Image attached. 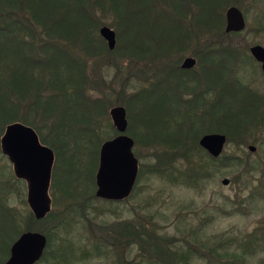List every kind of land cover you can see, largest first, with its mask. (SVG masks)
Here are the masks:
<instances>
[{
  "label": "trees",
  "instance_id": "16d2710c",
  "mask_svg": "<svg viewBox=\"0 0 264 264\" xmlns=\"http://www.w3.org/2000/svg\"><path fill=\"white\" fill-rule=\"evenodd\" d=\"M231 2L0 0V130L13 123L31 127L41 143L54 149L55 162L62 163V168L63 162L69 163L81 150L73 145L74 142L86 146L90 141L85 139L91 140L87 165L90 164V182L93 183L100 145L118 132L113 126L110 128L108 120H103L105 117L107 119V109L112 104L111 95L103 93L93 99L92 93L100 94L109 89L101 75L104 69L108 66L115 68V76H119L125 63L127 67L121 86L130 85L132 80L143 79L146 82H142V88L135 89L136 92L122 105L130 114L131 106L136 109V115L140 116L143 141L154 148H161L162 153L159 155L166 161L165 167L158 162L149 172L167 177V181L172 184L194 187L200 179L209 175L210 164L216 165L220 158L212 159L199 146V139L203 135L214 132L222 134L227 142L240 146L264 125V111L254 113L249 108H261L264 98L253 100L251 90L236 77L230 76L232 67L241 63L237 59V52L214 46L210 41L216 34L224 37L223 11ZM192 10L204 13L195 16L189 13ZM106 25L116 35V46L112 51L98 36L100 27ZM202 39L206 41L205 45H194ZM187 50L199 61L202 68L200 74L182 71L169 63V56ZM216 80H219L217 92ZM230 105L240 109H229ZM241 107L249 109L246 111ZM93 114L96 118H91ZM128 117L131 120L132 116ZM71 125L72 129H69ZM111 129L112 137L106 135ZM131 136L138 144L136 136L132 133ZM261 145L264 146V143ZM195 153H201L202 156ZM174 155L187 159L186 162L195 160L194 157L198 155V165L188 162L185 168H175L167 164V159ZM220 162L224 167H233L236 162L241 164L238 159L229 158ZM80 168H76V173H80ZM62 171V185L68 191H76L67 184L71 182L68 179L69 171ZM66 189L63 192L67 195ZM92 197L102 202H120L99 199L95 193ZM3 202L4 198L0 194V241L5 244L8 240L14 242L25 230L19 229L16 217ZM60 216L54 217L49 212L42 220L33 218L35 222L49 218L55 221ZM65 220V217H61L49 233L36 229L47 238L45 252L36 264L48 261L57 228L69 223ZM121 224L125 228V224ZM121 224L117 223V227L113 228L117 234L123 229ZM130 229L131 234L123 240L118 234L115 242L119 244L123 241L128 246H137L139 256L135 264H191L193 259L207 260L209 257H213L214 261L216 258L229 260V264L241 263V259L238 260L234 255H220L221 247L222 251H227L233 246L231 241L238 239H220V242L216 239L213 245L209 240L197 237L192 241L195 246L183 249L142 222L138 223L137 228ZM26 230L34 231L29 226ZM200 230L202 228L192 234L197 236ZM253 238H247L248 243L242 242L246 248H254V245L259 244L260 239ZM58 243L55 246L57 255L53 256L56 264L70 262L66 252H61L68 249L75 256L74 247L68 239L62 238ZM236 243V246L241 244ZM3 247H0V251ZM95 249L98 253L102 252L99 246ZM2 252L0 263L8 257L9 249L3 248ZM89 256L90 252L84 251L77 259L80 261ZM119 261L121 257H118L116 264Z\"/></svg>",
  "mask_w": 264,
  "mask_h": 264
},
{
  "label": "rangeland",
  "instance_id": "374dc122",
  "mask_svg": "<svg viewBox=\"0 0 264 264\" xmlns=\"http://www.w3.org/2000/svg\"><path fill=\"white\" fill-rule=\"evenodd\" d=\"M247 1H240V5L245 6L244 9L247 14L248 26L246 30L238 35L225 34L224 37H221L222 34L221 36L216 34L210 41L213 42L212 45L214 46L227 48L232 53L234 51L237 52V59L241 63L232 67L233 73L230 76L236 77L243 86H247L255 92L257 98L254 97L253 100L257 101V99H261L260 97L264 98V77L256 63L249 58L247 49L253 44H262L260 46L264 47V30H258L260 25L264 26V8L261 13L258 12L259 7H255V10H250ZM231 4H233V1ZM203 40H200V42ZM197 44L198 42H196ZM186 57L196 59L187 50L172 57L169 56V63L179 68L182 60ZM196 61L198 60L196 59ZM198 62L191 70V74L197 75L201 73L202 68ZM126 67L127 65L123 63L119 76H115V68L108 66L107 69H104L101 75L105 78L109 89H106L107 91L103 90L100 94L92 93V98H99L104 93L106 96L111 95V108L113 106H123L122 104L129 100L130 95L136 92L135 89L142 88V82H146L143 79L132 80L130 85L121 86ZM211 97L212 95L208 96L209 99ZM110 107L107 109V119L105 117L103 120H108L111 128L112 125L108 114ZM236 107L234 105L228 106L229 109L233 110ZM257 107L250 106L249 108L254 113L258 110L264 111V106L261 108L260 106L259 108ZM131 108L132 115L125 108L127 127L129 129L126 135L133 139L132 133L139 141L138 144L133 146L134 157L138 161L139 177L136 179L137 181L134 184V190L131 195L126 198L127 200L117 201L118 203L93 199L95 197L92 196L96 191L95 174L98 168V156L92 183V181L90 182V164L89 166L87 165V157L91 153V140L85 139V141H90L87 142L86 146L77 145L75 142L73 144L75 147L81 148V150H78L76 158L72 157L69 163L63 162V168L62 163H55L56 168L54 166L52 169V182L55 172L56 175L53 186L49 189V197L51 199L50 212L54 217H58L60 214L62 216L55 221L53 218H49L41 222H35L26 203L25 185L23 182H18L14 179L9 161L2 156L0 151V194L4 198L3 204L10 207V213L16 217L15 220L19 224V229L27 231L26 229L29 226L34 232H38L36 229H39L49 233L52 232V228L57 225L61 217H65V222H69L68 224H61L57 228L52 247L49 249L50 256L48 261L42 264H56L53 259V256L57 255L55 246L59 244L58 242L62 238L69 240L72 247H74L75 252L73 254L75 256H72V252L68 249L63 250L61 253L66 252L70 262H62L61 264H116L118 257H121L119 264H135L136 257L139 256L137 246L133 244L128 246L123 241L118 244L115 242V238L119 234V237H122L121 239L123 240L128 234H131L132 229L130 228H137L140 222L148 228L153 227L160 236L167 240H172L173 244H176L178 248L182 246L183 249L186 246H195L192 241L197 237L205 238L212 244H215L216 239L219 242L221 241L220 239L223 241L232 238L238 239L231 241L233 246L227 251L226 249L222 251L221 247L220 255H234L239 258L238 260L241 259L240 264H264V146L261 145L264 143V125L260 131L247 138L243 145L226 143L218 163L216 165L210 164L209 175L200 179L194 187H190L172 184L167 181V177L156 173L154 175L152 174L153 172H149V170H153V166H156L158 162L160 166L165 167L166 161L160 157L161 148H154L143 141L140 130V116L136 115L135 108L132 106ZM249 108L246 109L245 107L246 111ZM241 109L245 110L244 107H241ZM128 113L132 116L131 120L128 117ZM91 118H96V115L93 114ZM4 129L5 127L0 130V138ZM69 129H72V125ZM74 129L78 130L79 128ZM112 134L113 130L111 129V131H107L106 135L112 137ZM250 145L256 147L255 152L248 151V146ZM195 154L202 156L201 153ZM197 157L198 155L194 157L195 160L188 162L198 165ZM227 158L238 159L241 164L236 162L233 167H224L220 160ZM167 161H169L167 164H172L173 167L178 169L185 168L188 164L186 162L187 159L184 160V158H178L175 155L171 159H167ZM256 163L259 165H256ZM79 166H81L80 173H76L75 170ZM62 170L69 171L68 179L71 182L67 184L73 186L76 191L71 189L68 191L62 185L64 180ZM223 179L229 180L228 185H222L221 181ZM65 184L66 181H64ZM63 189H66L67 195L64 194ZM117 223L125 224V228L124 225H120L123 229L118 234L116 230H113L114 227H117ZM128 223L130 224L129 227H127ZM198 228H202V230L195 236L192 232L198 230ZM255 232L257 233L254 235ZM249 235L253 236L249 237ZM251 237L260 239V242L258 241L259 244L254 245V248H246L242 242L246 241L244 243H248ZM236 241L241 243L240 246H236ZM3 242L0 241V247L4 246L5 250L9 249L13 243V241L9 240L5 244ZM96 246H99L101 253L96 251ZM244 248L247 252L243 251L245 250ZM2 249L0 251L1 254L3 253ZM84 251H89L91 256L83 257L79 261L77 257H81ZM217 259L215 261L213 257H209L207 260L193 259L191 264L230 263L229 260Z\"/></svg>",
  "mask_w": 264,
  "mask_h": 264
},
{
  "label": "water",
  "instance_id": "95a60500",
  "mask_svg": "<svg viewBox=\"0 0 264 264\" xmlns=\"http://www.w3.org/2000/svg\"><path fill=\"white\" fill-rule=\"evenodd\" d=\"M225 33L241 31L244 19L235 8H229L225 14ZM106 43L108 50L116 46L115 32L102 26L99 35ZM250 53L261 64L264 74V48L254 45ZM195 60L187 57L182 62V69L194 67ZM113 127L119 133L113 139L102 143L99 150L98 168L95 174L97 198L107 201H119L127 198L134 186L138 161L133 154L134 141L125 134L127 130L126 110L123 106H113L109 110ZM199 146L210 156L217 158L223 153L226 137L221 134L204 135ZM1 152L13 163L14 174L27 182V205L37 220H42L50 212L48 188L53 165V152L41 145L36 132L29 126L13 123L6 126L0 140ZM248 151L255 152V146H248ZM222 185L229 180L223 179ZM47 238L40 232L26 231L19 235L9 250L8 258L1 264H36L43 256Z\"/></svg>",
  "mask_w": 264,
  "mask_h": 264
},
{
  "label": "flooded vegetation",
  "instance_id": "af4514ba",
  "mask_svg": "<svg viewBox=\"0 0 264 264\" xmlns=\"http://www.w3.org/2000/svg\"><path fill=\"white\" fill-rule=\"evenodd\" d=\"M233 1V4H229L228 6H226L225 7V9H224V12H223V14H224V29H225V26H226V19H225V14H226V12H227V10L229 9V8H235L236 10H238L239 12H240V14H241V16L243 17V19H244V28H242V30L241 31H232V32H229V33H225V31H224V29H223V31H224V33L225 34H231V35H238V34H241V33H243L245 30H246V28H247V26H248V20H247V14H246V10L244 9V7L245 6H243V5H240V1L241 2H244L245 0H232ZM247 1V0H246ZM262 1H264V0H248L247 1V4H248V6H249V8H250V10H255L256 8L255 7H259V9H258V12L259 13H261V10L264 8V2H262ZM261 6H263L262 8H260ZM264 11V10H263ZM189 13H192V14H194L195 16H199V15H202L204 12L203 11H199V10H192V11H189ZM257 13V12H256ZM264 19V18H263ZM258 30L260 31H263L264 30V26L263 25H260V28H258ZM206 43L205 42H203V41H201V42H198V44L197 45H205ZM194 45H196V43L194 44ZM254 45H262V44H253V46ZM252 46H250L248 49H247V51H248V56H249V58H251V60H252V62H255L256 63V65H257V67H258V69L260 70V72H261V74L263 75V77H264V74L262 73V70H261V64L259 63V62H257L255 59H253V57H252V55H251V53H250V48H251ZM263 47V46H262ZM187 58V57H186ZM192 58V57H191ZM185 59V58H184ZM184 59L182 60V62L184 61ZM194 59V58H193ZM195 61V65H196V63L198 62V61H196V59H194ZM248 60H250V59H248ZM250 60V61H251ZM182 62H181V64L179 65V69H181L182 71H190L191 72V70L194 68V67H192L191 68V70L190 69H182L181 68V65H182ZM194 65V66H195ZM264 79V78H263ZM218 83H219V80H216V92H217V87H218ZM214 90V91H215ZM251 90V89H250ZM251 93H252V96H253V98L254 97H256V93L255 92H253L252 90H251ZM211 108V107H210ZM238 108L239 107H236V109L238 110ZM215 109H217V108H215ZM116 137V136H115ZM0 140H1V138H0ZM110 140V139H109ZM40 143H41V141H40ZM41 145H43V146H46V147H48V148H50L51 149V151L53 152V165H52V169L54 168V166H56V162H55V160H56V156H55V151H54V149H52L51 147H49L48 145H45V144H43V143H41ZM0 151H1V146H0ZM207 153V152H206ZM1 154H2V152H1ZM208 154V153H207ZM209 155V154H208ZM2 156H4L7 160H8V158H7V156L6 155H4V154H2ZM209 157H211L212 159H218L219 157H217V158H214V157H212V156H210L209 155ZM9 161V160H8ZM9 163H10V169H11V172H12V175H13V177H14V179L15 180H17L18 182H23L24 183V185H25V188H26V195H27V182L25 181V180H23V179H19V178H17L16 176H15V174H14V168H13V163L11 162V161H9ZM56 175V174H55ZM10 177H11V175H10ZM55 179V178H54ZM52 180V170H51V177H50V183H49V188H48V194H49V189H50V187L51 186H53V182H54V180H53V182L51 181ZM52 182V183H51ZM55 184V183H54ZM50 199V198H49ZM27 203V202H26ZM50 203H51V199H50ZM10 249V248H9Z\"/></svg>",
  "mask_w": 264,
  "mask_h": 264
}]
</instances>
